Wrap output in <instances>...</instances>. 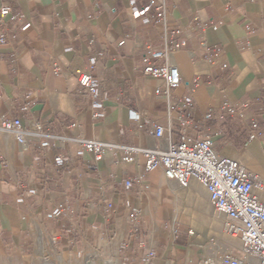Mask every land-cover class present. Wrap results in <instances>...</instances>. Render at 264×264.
<instances>
[{
    "label": "crops",
    "instance_id": "obj_1",
    "mask_svg": "<svg viewBox=\"0 0 264 264\" xmlns=\"http://www.w3.org/2000/svg\"><path fill=\"white\" fill-rule=\"evenodd\" d=\"M150 1L0 0V8L22 14L0 17V36L8 37L0 43V119L19 117L30 130L24 143L0 131V264H22L53 249L87 264H132L149 246L156 250L152 264H198L209 256L206 242L216 231L193 220L194 200L220 223L199 181L181 185L163 168L146 171L142 155L113 162L109 147L96 160L82 149L84 140L166 147L169 117L180 141L183 132L196 133L181 118L211 112L208 132L217 151L264 178V139L249 140L253 121L264 131V0H157L171 26L190 28L187 46L169 58L182 78L172 108L155 92L164 81L143 71L145 51L164 48L161 24L144 21L154 7L143 16L135 12ZM216 46L223 51L211 64L205 55ZM91 67L105 93L100 109L78 84L79 71ZM184 94L194 99L186 111L179 103ZM155 121L166 127L165 138L151 133ZM60 204L70 207L65 218L54 215ZM134 208L141 211L137 226L130 220ZM175 223L182 225L178 232Z\"/></svg>",
    "mask_w": 264,
    "mask_h": 264
},
{
    "label": "built area",
    "instance_id": "obj_2",
    "mask_svg": "<svg viewBox=\"0 0 264 264\" xmlns=\"http://www.w3.org/2000/svg\"><path fill=\"white\" fill-rule=\"evenodd\" d=\"M133 5V3H132ZM154 7L152 18L144 17V21L149 23L154 19L160 23L163 29L164 48L161 51H154L150 47L143 54L144 74L160 78L164 81L163 87H157L155 92L165 97L172 108L176 101L173 98L174 90L182 82L179 69L169 62L170 55L177 50L183 49L188 44V31L190 28L170 25V14L166 5H157V0H151L141 10H136V14L143 16ZM22 19L20 12H15L8 5L0 8V17L5 19ZM210 24L206 23L205 26ZM216 27L214 23L211 24ZM249 28V26H247ZM8 37L0 36V43H6ZM220 46L214 47L205 55V59L211 64L219 63V56L222 54ZM152 58L163 59L162 64H154ZM225 66V65H224ZM78 84L83 90V94L90 100L94 109L104 107L105 93L97 80L93 67L85 68L78 73ZM3 98V89L0 83V100ZM179 103L182 111L194 107V99L190 95H181ZM225 109L235 112L236 106L225 103ZM95 117L102 114L95 112ZM212 118V113L208 112L199 120L190 117L181 118L180 125L187 127L193 125L195 135L182 133V138L178 141L173 134V124L169 117V134L167 136L166 127L155 121L152 123V131L157 138L168 137L166 147L157 146L154 148H141L137 146H126L117 144H107L102 141L92 139L82 142V149L94 155L96 160L106 156V149H111L109 155L113 162L123 159L133 160L137 155L145 158V170L153 171L163 168L165 175L181 185H186L190 179L199 181L209 192L214 216L218 218L223 231L232 237L242 241L245 254L243 257L226 252L219 257H204L198 264H264V181L261 177L247 169L240 161L221 155L215 146V142L208 132V125ZM258 121H253L249 127V140L258 138L264 139V131L259 133ZM0 131L13 133L20 143L26 141V136L30 132L22 119L19 117L2 116L0 119ZM36 132L41 135L43 129L41 124L36 125ZM62 156L57 157L62 161ZM111 212L110 206L106 209ZM140 209L134 208L130 213V220L134 226L139 223ZM70 213L69 205L60 204L54 210L57 218H65ZM177 231V230H176ZM189 234H194L193 229L188 230ZM156 250L149 246L145 254L137 258L132 264H152Z\"/></svg>",
    "mask_w": 264,
    "mask_h": 264
},
{
    "label": "rangeland",
    "instance_id": "obj_3",
    "mask_svg": "<svg viewBox=\"0 0 264 264\" xmlns=\"http://www.w3.org/2000/svg\"><path fill=\"white\" fill-rule=\"evenodd\" d=\"M251 171L257 173L264 181V178L257 171L255 170H251ZM202 187L205 189L203 185ZM194 201L195 204L193 206V212H194L193 220L199 225L211 227L213 228V230L215 229L216 231L210 235V237L206 242V245L209 247L211 251L209 256L219 257L226 252H231L234 255L243 257L245 252L242 241L238 238L232 237L231 235L223 231V225L221 221L214 216L211 203H210L211 216L214 220L220 223L219 225H214L212 223L209 213L207 212L202 213L200 211V208L197 206V204L199 203L198 200L195 199ZM174 228L175 231L177 230L178 232L182 229V225H180L179 223H175ZM234 243H238L239 246ZM22 264H87V263L86 260L80 255L53 249L47 251L46 254L44 255L31 257L30 259H27L26 261L22 262Z\"/></svg>",
    "mask_w": 264,
    "mask_h": 264
}]
</instances>
